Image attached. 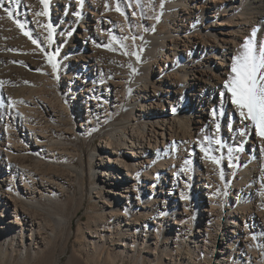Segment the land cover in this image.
Instances as JSON below:
<instances>
[{"label":"rangeland","instance_id":"1","mask_svg":"<svg viewBox=\"0 0 264 264\" xmlns=\"http://www.w3.org/2000/svg\"><path fill=\"white\" fill-rule=\"evenodd\" d=\"M128 1L130 7L125 6L123 12L126 14L129 31L135 29L140 35L142 30L149 28L145 30L146 37L163 32V35L172 33L173 38H176L177 34L170 29L169 22L163 21L161 12L154 16L146 9L144 2L147 0ZM167 2L162 0L161 9ZM6 8L12 12V18H9ZM34 11L37 13L35 18L29 15ZM55 11L62 12L61 3L56 1L0 0V264H35L32 261L43 257L48 245H52L53 253L43 264H264V223L262 226V219L253 206L250 212H246L244 219L240 214L236 217L240 230L235 227L236 236L231 242L221 238L222 228L217 229L220 227L216 224L208 227L206 224H199L202 232L198 233L197 222H202L203 216L207 215L202 211L207 206L205 207V203L197 205V202L193 206L192 201L199 198V192H193L194 188L187 177L195 180L198 174L193 166L191 170L184 161V157L189 159L187 153L190 149L194 154L199 153L197 144L201 151H205L206 157L200 163L198 173L204 175L203 165H206L208 172L216 177V185L222 184L224 187L212 192L218 193L221 198L223 217L225 213H233L231 206L235 201L247 206L252 202L254 204L256 200L251 198L248 182L244 181V185L241 179L245 177L249 165L254 163L253 156L245 157L244 153H249V148L244 145L236 154L235 151L226 149L227 139L223 140V132L227 133V126L218 121L214 129L209 130L210 134L206 135L209 131L205 130L203 138H199L196 143L188 142L187 129L185 135L178 133L186 139V143L180 140L182 144L177 141L171 144L169 137L165 138V135L161 142V136L156 135V150L153 151L154 142L150 149L147 147L148 143H144L142 150L146 152L137 158L139 166L126 153L128 147L121 148L123 142L115 137L111 142L116 145V150L115 153L110 152L111 161L107 163L109 152L103 149V141L115 132V128L116 133L122 131L117 123L122 119H133L123 127L125 137L131 134L132 129L135 132L138 126L149 132L151 121L157 122L153 128L159 132L161 129L157 126L166 128L162 122L165 117H162L161 109H153L154 106L158 108V101L153 95L159 91V86H155L153 80L158 77L159 67L163 68L164 64L160 55L157 62L153 56L150 57L151 52L153 55L150 44L146 48L151 50L150 53L142 49L146 41V37L142 35L139 36L141 38L138 44H128L120 38L119 41L123 42L119 47L108 50L100 48L94 53L81 39L79 42L74 34L61 45L65 40L62 31L71 27L67 18L55 14ZM149 15L155 20L150 27L145 20ZM77 29L79 31V26ZM81 31L82 29L80 33ZM169 41L170 39L166 40L168 44ZM146 44L148 43L144 44L147 47ZM239 47L237 56L243 50ZM56 48L60 50L56 52ZM143 50L146 51V56L143 55ZM254 54H260L258 45H254ZM73 57L78 61L76 68L79 70L82 68L80 64L87 63L90 59H96L98 63L99 60H104L111 66L107 68L115 67L116 73L123 76L120 78L121 83L117 85L100 81V78L93 79V75L86 76L88 79L77 76L75 62L70 59ZM134 62L136 67L130 75L128 71ZM90 72L98 77L97 69H91ZM259 74H264V69ZM136 77L141 79L138 85L135 83ZM131 84H135L132 91ZM161 96L166 95L161 93ZM13 104L18 105L13 108ZM164 105L169 108L167 102ZM150 114L153 120L149 121ZM226 116L227 113L224 117ZM247 121L252 124L250 120ZM242 127L245 131V126ZM39 136L43 138L36 140ZM27 138L28 141L39 142L42 148H32L27 143ZM196 139L198 138L194 140ZM195 160L198 161L193 156L194 163ZM13 161L14 167L11 163ZM112 161H116L119 166L112 164ZM125 164L129 167L124 166ZM128 168L131 171L136 169L138 177L132 180L135 182L134 186L129 185L130 191L126 192L121 179ZM20 169H34L37 175L28 181L25 175L21 176ZM173 170L176 175L171 174ZM156 175L157 178L160 176V182L153 178ZM230 175L232 182L228 183ZM180 177L188 182V186L182 187ZM21 178L28 183L33 181L34 186L30 187L23 181L21 183ZM237 179H240V189L232 187ZM167 180H175L179 184L180 194L185 198L186 214L183 213L182 204L178 202L179 197H176L179 191L173 190L167 194ZM149 183L158 185L157 189L151 191ZM21 184L24 188L19 193ZM11 186L16 192L14 197L7 193L11 192L8 189ZM161 186L165 187L162 192L159 191ZM110 187L116 192H108ZM118 194H128L132 202L128 204L129 210L126 216L120 218L122 221L117 228V216L114 215L111 221L110 215L115 212L113 210L123 211L126 207L123 202H127ZM17 198L25 203L26 208L31 209L29 215L33 214L32 210L37 211L33 216L36 224L32 228L26 218H21V210L16 209L15 214L12 212L14 206L11 199L13 201ZM163 200L167 207L169 205L167 210L161 208ZM1 206H5V210ZM156 208L163 213L160 217L155 214ZM16 216L22 225L15 223ZM175 217H190L192 222H196L187 236L183 234L187 230L182 227L184 240L179 238L177 242L181 248L179 251L175 249L177 243L174 242L177 234L173 230ZM103 220L109 221L108 226L101 227ZM69 221L71 230L68 228ZM156 221H160L158 227ZM95 222L98 230H110L100 231L104 234L103 238H99ZM205 227L213 236L217 234L219 243L216 244L221 246L222 253L213 252L209 248L211 246L204 243ZM136 228L137 231H134ZM230 228L231 226L229 230ZM131 230L136 232L134 236L128 234ZM228 233L234 235L231 230ZM206 241L209 242L208 239ZM91 253L95 256H91ZM27 255L30 260L25 259ZM75 256L78 260H75Z\"/></svg>","mask_w":264,"mask_h":264},{"label":"bare ground","instance_id":"2","mask_svg":"<svg viewBox=\"0 0 264 264\" xmlns=\"http://www.w3.org/2000/svg\"><path fill=\"white\" fill-rule=\"evenodd\" d=\"M50 1H52V3L54 1L61 3L62 12L60 13L55 11V14H60L61 17L65 16L67 18V22H69V26L71 27V29L66 28L65 31H62L65 40L61 45H63L66 42V40L68 41L69 38H72L74 34V36L77 37V39H79V42L81 39V41L87 47H89V49H91L92 52L94 53L96 52V50H99L100 48L108 50L115 47H119V44L123 42V41L120 42L121 40L119 41L120 38L125 42H128V44L129 43L131 44L132 42L138 44V41L141 38L139 36L141 35L145 36L146 31L149 29V28L144 30L141 29L142 32L141 34L139 32L140 35L137 34L138 32L135 29L132 31L128 30V24L125 19L126 14L124 15L123 12L125 6H129L128 0H50ZM167 1L168 2L163 9H161L162 0H147L144 3L146 5V9L148 11H151L152 15L156 16L159 12H161V15L164 17L163 21L169 22L170 29H173V32L177 34L176 38H173L174 36L172 35L171 32H170L171 34L169 35L167 34L163 35L165 34L163 32L162 33L160 32L159 33L160 35L151 34L148 35L147 37L145 36L146 37L145 43H148L146 44L148 46L146 47L144 43L143 44L144 47L142 48L145 49L147 52L149 51L150 53L151 50H147L146 48H149L151 46L150 49H152L153 55H151L152 53L151 52L150 57L153 56V59L157 62L158 60L157 57L158 55H160L161 61L164 64L163 68L159 67L157 74L158 77H156L153 80V82H155L154 85L159 86V91L155 92L153 95V98L155 96L156 100L158 101L157 103L158 108H155L156 106H154L153 109L157 111L158 109H161L162 117H165V119H163L162 122L163 124H165L164 126L166 128L157 126L161 129V131L159 132L153 128V125H156L157 122L151 121V123L149 124L150 125V129L148 130L149 132H145L142 129V127L138 126L135 132H133L132 129L131 134L125 137L126 131L123 127H125V125H128L129 122L133 119H128V118L122 119L121 121L117 122L119 124L118 127L121 128L122 131L116 133V128H115V132L113 131V133L109 136V138L103 141L104 142L103 149H105L107 153L109 152L108 153L109 159L106 162L108 163L111 161L109 155L110 152L115 153L116 145H114L111 142L115 137L117 140L119 139V141L123 142V146L121 148H124V146L128 147L126 153L129 154L130 157H133L134 158L133 162L139 166V162L137 161V158L142 157V155L146 152L145 150H142L144 149V143H148L147 147L150 149L151 148L150 145H152V143L154 142L155 145H152L154 146L153 151L156 150L155 148L158 139L156 135L161 136L162 138L161 142L164 141V135H165V138L169 137V142L171 144H173L174 141H177L178 143L182 144L180 140H183L182 142L186 143V139H184L181 135H183L184 132H186L185 129H187L189 130L188 142L196 143L197 140H199V138L200 139L203 138L205 130L212 131L216 126V123L218 124V121L223 122L227 126L226 127L227 133L223 132V140L225 138L227 139L226 149H229L230 151L233 152L235 151L234 153L236 154L237 151L240 149V147L243 148L245 145L247 149L249 148V153L248 152L247 154L244 153L245 157L247 158L250 156L254 157V163L249 165V168L245 172V177L241 178L243 182L244 181L248 182L247 188H249L252 193L251 198L253 200L254 198H256V200H254V204L252 202L250 203L252 205L249 204L247 206H244V205H240V203L237 204L235 201L233 203V206H231L233 209L232 210L233 213H225L224 216L222 217L221 212L223 209V205L221 202V198L218 193L212 194V192L219 191V187L221 188L224 187H222V184L216 185V177L214 175H211L210 172H208V168L206 165H203L205 174L203 175L202 173L201 174L198 173V171L200 170L199 169L200 163H202L203 162L202 160H204L206 157L205 151L203 150L201 151L198 148L199 145L197 144V150L199 153L194 154L192 153V149H190V151L187 153L189 159L187 160L186 159L187 157H184L185 159L184 161H185V165L187 166L189 165V167H191V170L193 166V168L195 169V173L198 174L197 178L195 177V180H190V178L187 177V179H189L191 185L194 188L193 192L195 193L196 191L199 192V198H197L195 201H192L194 204L193 206H196V202L197 205L198 204L204 205L205 203V207L207 206V209L205 208L202 209L203 213L207 215L203 216V218L201 219L202 222L200 221L197 222L198 233L202 232V229L198 227L199 224L201 225L206 224L207 227L211 226L212 224H216L217 227H220L217 229L222 228L221 238L229 239V242H231L232 238L236 236L237 231L235 227L238 228V231L240 230V225L238 226V222H236V217H238V215L240 214L243 216L244 219L246 212H250L252 206L253 208H255L254 210L258 214V217L262 219V226L264 223V145H263L264 141L263 138L257 134L256 128L246 119L240 116L239 110L232 103L231 93L227 90V88H225V82L229 81L228 80L229 77L231 76V74H233L232 64L234 58L237 56V48L241 46L246 39L252 38L253 29H256L257 32L254 45H259V43L264 42V0H167ZM134 4L136 5V3ZM145 5H143V7H145ZM117 8H119V11L117 10ZM116 13L118 16L116 15ZM36 14L37 13L34 11V13H30L29 15L35 18ZM146 17L145 20H147V22L149 23L148 25L150 27V24H152L155 20L150 15L149 17L147 18ZM78 26H79V31L78 29L76 30V27ZM55 28L56 27H54L53 29L55 30ZM80 29H82L81 33H80ZM167 39H170L169 44L166 42ZM71 46H73V44H71ZM55 50L56 52H58L60 49L58 50L56 48ZM140 51L142 52V50ZM146 51L143 52L144 53L143 55L145 56L147 55L145 53ZM162 56L164 57L162 58ZM70 59L75 62L74 63L75 74L77 76H83V79H88L87 78L88 75L89 77L90 75H93L92 77L93 79L99 80L100 78V81H104V82L107 81L111 84L113 83L117 85H119L118 83H121L120 78H122L123 76L116 73L115 67H113L114 69L107 68L111 66H108L104 60H99L98 63L96 59L94 60L90 59L89 62L84 63L86 65L81 63L80 67L82 68L79 70L78 68H76V66L78 65V61L74 57ZM131 66L132 67L128 71L130 75H132L135 70L136 67L135 62L132 63ZM87 67L89 68L87 69ZM91 69L93 71L95 69L98 70V77H96L94 74H91V72L89 73ZM113 78L116 79L118 78V80L114 81ZM135 81H136L135 83L138 85L140 84L141 79H139V77L138 78L136 77ZM93 85L94 84H92V86ZM134 85L135 84L130 85L131 87L130 91L133 90ZM85 90L86 89H84V91ZM161 93H164L166 96L162 97ZM79 101L82 100L79 99ZM165 102L168 103L169 108L168 107L165 108L164 105ZM16 105L18 104H13L12 107L15 108ZM226 113L227 116L224 117ZM149 116H148L149 121L153 120L151 118L152 114H150ZM182 117L183 120H181ZM183 123H185L186 126ZM242 126H245V131L242 129L243 128ZM253 128L254 131H252ZM239 132L240 133L242 132L243 134L242 133L240 134ZM178 133H180L181 135L179 136ZM35 134H39V133L35 132ZM208 134H210V131L206 132V135ZM151 137H154V139L152 138L153 141ZM38 138H43V137L40 136L36 137V140ZM195 138L198 139L194 140ZM28 140L29 138H27V143L30 144L32 148H35L36 150L42 148L39 142L28 141ZM128 142H130V144ZM193 156L198 159V161L195 160V163L193 161ZM188 161L190 162L188 163ZM11 163H12V167H14L13 166L15 165L14 161ZM112 164L119 166V164H117L116 161H112ZM124 166L129 167L127 164H125ZM20 170H21V176L25 175L28 181H30L32 177L37 175L34 169L26 170V171L23 169ZM135 170L136 169H134V171H131L128 168L126 173L123 174L121 183L122 186L125 189H127L125 190L126 192L130 191L128 190L129 185H131L132 187L134 186L135 182H132V180H136V178L138 177V173ZM14 172L15 171H13V173ZM171 174L176 175L177 173H174L173 170ZM102 175L104 176L105 174ZM114 175L115 177L119 176V174H114ZM153 178H156L160 182L159 175L158 178L157 175L153 176ZM172 178L175 177H171V179ZM180 180H181L180 183H182V187L184 188L187 185L186 183L188 182L182 180L181 177ZM13 181L14 179L12 180V182ZM22 181L26 185H29L30 187L34 186L33 181L28 183L25 179L21 178L20 182L22 183ZM230 182H232L231 175L228 183ZM235 182L237 183H233L232 187L236 189L242 188V186H240L241 185L240 179H237ZM154 183H149L151 187V191L157 189L158 185L155 186ZM166 183L168 185L166 192L169 191L167 194H169L173 190L179 191V194L176 197H179L178 202L182 204L183 213L186 214L187 209L185 208L186 205L184 200L185 198L182 194H180L181 191L179 188L180 186H178L179 184L176 183L175 180L174 181L167 180ZM22 188H24V186L21 184V186H19L18 188L19 193H22L21 191ZM164 188H165L164 186H161L159 191L162 192ZM8 189L11 192H7V193L11 194L10 195L11 197H14V194L16 195L14 188L11 186ZM108 192L113 194L116 192V190H113V187H110V189H108ZM118 195L124 197L127 200V202L125 203L123 202V204L126 206L124 209H122L123 211L113 210L115 212H112L110 215L111 218L109 220L111 221H113L112 218L114 217V215L117 216L118 221L117 223H115L117 228L120 225L119 223H121L122 221V219L120 218L126 216V212L129 210L128 204L129 203L131 204L132 202L128 194L127 195L118 194ZM198 199H200V202L198 201ZM0 200H1V196H0ZM11 202L12 205L14 206V210L12 212L15 214L16 209L17 211L21 210V218L22 217L26 218L30 224V227L32 228V226L36 224V221L33 216L34 214L37 213V211L32 210L33 214L29 215L31 209L29 208L30 209L29 210L28 208H26L25 203L20 201V199L17 198V200H13V201L11 199ZM171 206L173 207V204ZM1 207H3V210H5L6 208L5 206H1ZM161 208L167 210V208H169V205L167 207L165 201L163 200V204ZM156 209L157 212L155 214H158V216L160 217L161 214L163 213L158 208ZM145 219L147 220V218ZM175 219H176L175 222H173L174 224L173 230L177 232V234L175 235L176 237L174 238V242L177 243L179 241V238L180 239L182 238L183 234L186 236L188 235V232H190L191 228L194 225H196L195 224L196 222H192L190 217H187L186 219L183 218L178 219L177 217H175ZM15 223H19L22 225V222H20V219L17 216ZM102 223L103 225H101V227L108 226L107 224H109V221L103 220ZM145 223L146 222H144V228L146 229ZM155 224H157L158 227L160 221H156ZM94 225L96 226L98 224H96L95 222ZM230 226H231L230 230L232 233H234V235H230L228 233V231H230L229 230ZM182 227H184V229L187 230L183 234L181 233ZM207 227L204 228L205 230L203 234L204 243L211 246L209 248H212L213 252L217 251L219 253H222L221 246H218L216 244L219 243L218 240L219 238L217 234L213 236L212 232H210L207 229ZM68 228L69 230L72 229L71 221H69L68 223ZM96 228H97L96 232L99 238H103L104 235L100 231H104V230L110 231L108 229H102V228L101 230H98L99 228L98 226H96ZM133 230L137 231V228ZM134 231L131 230V233L128 234L134 236V234L136 233ZM66 233L67 232H65V234ZM68 234L66 235V238H68ZM195 236L193 237L195 238ZM206 239H208L209 242H207ZM235 239L238 240V237H235ZM182 240L184 239L182 238ZM175 249L177 251L181 250L178 243ZM52 250H53L52 245H48L46 250L44 251L43 257L40 256L38 257V259H35L32 262L35 264L36 263L43 264V262H46L50 259L53 253ZM81 252H83V250H81ZM90 255L95 256L94 253H91ZM77 256H75V260H78L76 259ZM25 259L30 260V256L27 255Z\"/></svg>","mask_w":264,"mask_h":264},{"label":"snow or ice","instance_id":"3","mask_svg":"<svg viewBox=\"0 0 264 264\" xmlns=\"http://www.w3.org/2000/svg\"><path fill=\"white\" fill-rule=\"evenodd\" d=\"M5 11L12 18V12L7 8ZM256 35V29H253L252 38L246 39L241 45L243 50L233 60V75L225 82V88L231 93L232 103L239 110L240 116L250 120L257 134L264 138V74H259L264 69V42L258 45L259 56L255 55Z\"/></svg>","mask_w":264,"mask_h":264}]
</instances>
